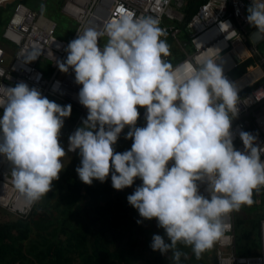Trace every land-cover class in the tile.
Masks as SVG:
<instances>
[{
    "label": "clouds",
    "instance_id": "obj_1",
    "mask_svg": "<svg viewBox=\"0 0 264 264\" xmlns=\"http://www.w3.org/2000/svg\"><path fill=\"white\" fill-rule=\"evenodd\" d=\"M247 12L249 24L264 32V0H252ZM165 35L156 18L121 9L102 29L78 32L58 66L62 72L74 70L82 85L79 102L88 110L82 126L68 134V151L78 149L81 156L80 180L103 183L111 174L112 187L123 190L141 179L127 200L140 217L156 219L164 229L170 242L154 234L152 250L171 252L181 264L187 256L178 244L191 247L199 259L222 237L224 217L255 203L254 192L264 188V147L247 131L239 132L244 150L234 146L232 122L240 98L217 60H205L180 83L164 59L170 55L169 43L161 39ZM35 60L31 56L26 63ZM8 91L0 114V157L11 165L15 188L36 204L64 169L67 153L60 136L72 105L51 101L24 82ZM139 108L146 109L144 127L137 126ZM126 127L131 149L117 152L114 146Z\"/></svg>",
    "mask_w": 264,
    "mask_h": 264
},
{
    "label": "built area",
    "instance_id": "obj_2",
    "mask_svg": "<svg viewBox=\"0 0 264 264\" xmlns=\"http://www.w3.org/2000/svg\"><path fill=\"white\" fill-rule=\"evenodd\" d=\"M188 2L189 0H66L63 11L78 24L72 40L85 28L102 29L105 22L121 15V9L135 17L156 18L159 27L166 33L161 39L170 38L181 44L180 34L184 32L192 52H185V57L172 66L177 81L183 83L205 60H217L225 77L238 88L240 98L239 115L232 122L234 146L238 150H244L239 132L247 131L256 135L258 145L264 147V49L260 51L258 46L246 44V33L251 26L247 21V8L252 0H207L182 28L174 23L182 22L183 10ZM166 22L172 24L166 25ZM57 31V23L46 15L22 1L15 4L13 15L3 33L5 40L16 46L9 62L6 49L0 45V114L7 102L9 88L24 82L30 88H38L42 95L68 102L83 115H88V110L79 102L78 94L82 85L76 84L74 70L70 68L68 72H62L59 69L58 62L66 60L65 49L70 41L60 39ZM103 38L107 40V36ZM31 56H35L36 60L26 63ZM164 59L167 62L170 60L169 56ZM41 64L51 71L50 74L40 68ZM236 70L241 74L234 78L231 74ZM57 82L59 88L54 89ZM145 113L144 108L141 115L144 119ZM69 136L64 148L66 152L74 154L78 149L68 151ZM205 188L206 185H202L200 191L207 196ZM0 192L3 195L11 194L10 202L5 204L0 201V205L8 206L12 213L26 218L33 211L35 203L25 207L27 199L15 188L11 165L3 157H0ZM256 202L261 203L262 209L260 253L243 255L237 252L234 225L237 211H234L223 220V235L217 241V264H264V188L256 192Z\"/></svg>",
    "mask_w": 264,
    "mask_h": 264
},
{
    "label": "trees",
    "instance_id": "obj_3",
    "mask_svg": "<svg viewBox=\"0 0 264 264\" xmlns=\"http://www.w3.org/2000/svg\"><path fill=\"white\" fill-rule=\"evenodd\" d=\"M205 1L189 0L185 10L187 22ZM24 2L31 6L29 0ZM40 68L47 73L45 65ZM139 111L137 126L144 127L141 120L144 108ZM76 114L72 110L66 135L74 128ZM128 131L126 127L119 137L122 147L114 146L117 152L131 149L133 141L125 138ZM66 153L59 180L53 181L52 190L35 204L32 213L26 218L0 223V264H132L130 254L135 247L148 243V238L137 236L145 233V229L134 228L146 222L127 200L142 185V180L137 178L123 190L112 187L111 174L103 183L93 180L91 185L85 184L76 172L81 165L79 150ZM253 198L256 201V192ZM261 213L256 203L237 211L234 225L239 254L260 253ZM138 220L143 222L135 225ZM181 252L187 256L181 257V264H209L206 252L199 259L189 246ZM164 262L175 264L166 259L161 264Z\"/></svg>",
    "mask_w": 264,
    "mask_h": 264
},
{
    "label": "crops",
    "instance_id": "obj_4",
    "mask_svg": "<svg viewBox=\"0 0 264 264\" xmlns=\"http://www.w3.org/2000/svg\"><path fill=\"white\" fill-rule=\"evenodd\" d=\"M10 1H14V0H2V1H0V11L2 10L3 7H7L8 4H10ZM18 1L24 2V0H16L15 2L17 3ZM15 2H14V4H15ZM29 2L33 4V2L31 0H29ZM63 2L65 4L66 0H63ZM26 4H28V3H26ZM33 9H35V8H33ZM185 10H183L184 18H183L182 22H180V23L179 22H175L174 23L175 25H180V27H182V28H184L187 25V23L191 20L190 19L188 22L186 21V11ZM247 15H248V12H247ZM49 19H50V17H49ZM168 24H172V23L166 22V25H168ZM255 29H256V27H254L253 25L249 26L248 32L246 33V44L247 45L259 46V44L264 41L263 40V41H261L258 44H253L250 35ZM57 35H58V31H57ZM1 38L4 40L3 34H2ZM60 39H62V38H60ZM63 40H65V39H63ZM65 41H67V40H65ZM180 42H181V44H178V41L173 40V39L170 42V55H169L170 60H169L168 63H170L172 66L176 65L178 62H180L185 57V52L186 53H191L192 52V47H191L190 43H189V45H185V42H189V41H188L187 35L184 32L180 34ZM0 45H2L6 49V51L8 53L7 61L9 62L13 58V55H14V53L16 51V46L15 45H11L10 43H8L5 40L3 42H0ZM188 47L191 48L190 52L187 50ZM45 68L47 70V74H50L51 71H48L49 69H47V67H45ZM233 74H237V75L240 76L241 73H240L239 70H236V71L233 72ZM47 98L49 100H51V101H55L56 103H58V104H60L62 106L70 104L68 102L59 100V99L54 98L52 96H48ZM72 108H73L72 110L77 113L76 114V119H75L76 123L74 125V128L81 127L82 124H83V120L87 118V115H83L81 112H79V110L74 105H72ZM68 119L69 118H65V125H64L63 129L61 130L60 142H61V145L63 147L66 144V140H67V136H68V135L65 134L66 133V129H68V126H69V124H68L69 120ZM141 120H142V124L146 126V119L141 117ZM118 140L121 142L120 139H118ZM122 145H123L122 142H121V144H118V145L116 144L117 147H122ZM255 203L258 206V208L260 209V213H261L262 212L261 203H257L256 201H255ZM19 218H21V217H19ZM260 219H259V221H260ZM143 221L146 222V223H143V226H134V228L138 229L139 227H142L143 230L145 229L144 230L145 233H138L137 236L138 237H142V238H148V243L145 244V246L142 245V247L141 246L135 247L134 251H132V253L130 254L131 255V259L133 261L131 262V260H129V262H131L132 264H161V261H163V259L172 260L171 259V255H172L171 252H169L167 255H164V254H161L159 251H153L152 248L150 247V245L152 243V237H153L154 234H159L161 236H164L166 242H170V241H167V236H166V233H165L164 229L158 227L156 219H152V220H145L144 219ZM135 225H139L137 223V221H135ZM260 243H261V236H260ZM177 248H178V250L182 251V250L185 249V245L178 244ZM216 249H217V242L215 243L213 248H211V249L206 251V258H207V261H208L209 264H217V252H216ZM260 251H261V249H260Z\"/></svg>",
    "mask_w": 264,
    "mask_h": 264
},
{
    "label": "rangeland",
    "instance_id": "obj_5",
    "mask_svg": "<svg viewBox=\"0 0 264 264\" xmlns=\"http://www.w3.org/2000/svg\"><path fill=\"white\" fill-rule=\"evenodd\" d=\"M33 4L30 5L35 8L37 11L41 12L42 14L50 17L53 21L57 23V29H58V36L62 39H65L67 41H70L75 31L77 30V23L75 20L69 18L64 14L63 7L64 2L63 0H31ZM200 2H198L199 4ZM14 2H10L7 7H3L2 10V18L0 20V42H3L4 40L1 38L2 34L8 25L11 16L13 14ZM41 4H43L45 7L42 9ZM6 41V40H5ZM107 40L105 38H101L99 41L100 45L103 46ZM260 49L264 48V41L259 44ZM187 50L190 52L191 48L188 47ZM234 78L238 77L237 74H231ZM69 127V126H68ZM121 144V142L118 140L117 145ZM39 202V201H38ZM19 218V215L14 214L10 211L8 206H1L0 205V223H4L7 221H11L14 219Z\"/></svg>",
    "mask_w": 264,
    "mask_h": 264
},
{
    "label": "water",
    "instance_id": "obj_6",
    "mask_svg": "<svg viewBox=\"0 0 264 264\" xmlns=\"http://www.w3.org/2000/svg\"><path fill=\"white\" fill-rule=\"evenodd\" d=\"M250 37H251V40H252L253 44H258V43H260L261 41L264 40V32H259V29L256 28L251 33ZM166 40H167V42L170 45L171 39L170 38H167ZM185 45H189V42H185Z\"/></svg>",
    "mask_w": 264,
    "mask_h": 264
},
{
    "label": "bare ground",
    "instance_id": "obj_7",
    "mask_svg": "<svg viewBox=\"0 0 264 264\" xmlns=\"http://www.w3.org/2000/svg\"><path fill=\"white\" fill-rule=\"evenodd\" d=\"M10 199L11 198V194H8V195H3L1 192H0V201L2 203H5V204H8L10 202ZM32 203H30L29 201L26 200V203H25V207H29L31 206Z\"/></svg>",
    "mask_w": 264,
    "mask_h": 264
}]
</instances>
